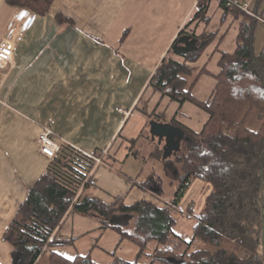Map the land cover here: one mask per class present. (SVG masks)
<instances>
[{
  "label": "crops",
  "instance_id": "obj_1",
  "mask_svg": "<svg viewBox=\"0 0 264 264\" xmlns=\"http://www.w3.org/2000/svg\"><path fill=\"white\" fill-rule=\"evenodd\" d=\"M234 1L249 4L254 14L241 10L255 19L259 53L264 47V0ZM197 2L53 0L51 11L38 16L21 35L13 63L0 72V264H14V248L5 240L6 231L29 190L52 164L40 152L39 137L46 127L59 143L88 154L102 151L112 156L109 165L98 164L93 172L95 196L106 203L122 198L127 206L155 200L137 183L146 175V165L130 154L131 141L149 131L152 114L172 121L168 110L176 106L155 92L151 82L160 63L170 58L169 50ZM20 10L0 0V42L17 30ZM59 15L70 21L60 23ZM210 16L203 32L212 34L213 40L198 62L190 64L198 72L208 71L193 91L201 102L213 96L224 54L237 51L245 19L225 14L218 1L212 3ZM193 105L208 118L200 129L191 117L181 123L199 133L210 115ZM179 106L192 109L190 102ZM118 164L122 165L117 169ZM203 184L210 193L211 187ZM191 203L196 204L193 198ZM56 237L67 243L46 249V255L51 251L69 260L90 255L98 264H113L115 258L134 262L140 252L136 244L105 228L95 216L69 213Z\"/></svg>",
  "mask_w": 264,
  "mask_h": 264
},
{
  "label": "trees",
  "instance_id": "obj_2",
  "mask_svg": "<svg viewBox=\"0 0 264 264\" xmlns=\"http://www.w3.org/2000/svg\"><path fill=\"white\" fill-rule=\"evenodd\" d=\"M214 1L219 2L225 14L244 15L245 19L237 51L233 55L224 54L213 96L208 102H201L193 91L208 71L204 68L198 72L190 64L199 60L213 40V35L203 30L211 21L210 8ZM7 3L29 9L38 17L51 11L53 0H7ZM58 21L64 23L70 19L59 15ZM255 29V19L229 6L228 0H198L193 15L169 50L170 58L160 63L151 86L181 106L188 102L196 104L210 118L199 133L173 120L171 123L184 131V138L180 149L166 159V143H159L151 134L152 123L167 124L163 114L151 115L148 137L145 131L131 141L130 154L146 165V175L137 183L155 200L142 199L131 206L125 205L122 198L106 203L92 192L93 172L97 160L105 166L112 156L102 151L88 154L60 142L58 157L29 190L6 231L5 240L14 248L15 263L98 264L90 255L73 260L51 251L46 255V249L67 243L58 240L56 233L69 213L99 217L105 228L117 231L122 239L140 248L134 262L115 258L113 264L254 261L260 248L258 239L263 240L261 233H264V47L257 53ZM182 39L195 43L196 48L178 54L175 48L185 46L180 42ZM197 180L208 184L211 191L198 211L196 204L191 203L183 212L180 203ZM167 184L173 187L168 202L165 201ZM114 217H127V220L111 223ZM180 218L189 221L186 232L178 231ZM226 241L228 244L235 241L237 249L250 253L251 258L242 261L231 256L227 244L220 253L210 254V247L222 246Z\"/></svg>",
  "mask_w": 264,
  "mask_h": 264
},
{
  "label": "rangeland",
  "instance_id": "obj_3",
  "mask_svg": "<svg viewBox=\"0 0 264 264\" xmlns=\"http://www.w3.org/2000/svg\"><path fill=\"white\" fill-rule=\"evenodd\" d=\"M196 62H198V61H196ZM196 62H194V63H196ZM166 99L167 98H160V101H164ZM172 104L176 106V110L175 109L168 110V108H166V111L168 110V117L170 119H172L171 122H173V120H176L178 123H181V120H189V117H191V119H192L191 121H194L196 123L195 127L197 129H200L202 127L204 121H206V119L208 118V115H202V114L198 113L197 112V108L193 107L195 105H193L191 103H190V106L192 108L191 110H188V107H184V108L183 107H180L179 106L180 104L177 103V102H173L172 101ZM186 104H188V103H186ZM180 110H181V112L179 114V111ZM202 112L204 114L207 113L205 110H203ZM191 121H189V123ZM171 122H168V124H172ZM181 125H184V124L181 123ZM185 127H187V126H185ZM148 134H149V132L147 131L145 133V136L148 137ZM182 150H183V147H182ZM121 165L122 164H118L117 165V169L120 168ZM203 183L204 182H202L200 180H197L195 183H193V185L191 186L190 190L188 191V193L186 194V196L182 199V201L180 203V209L182 211H187L188 206H189L192 198L195 200V202L197 204V211L204 206L205 201H206V194L208 192V188H206ZM172 191H173V187L167 184L166 187H165V198L168 199V197L172 196V194H173ZM210 191H211V189H210ZM263 221H264V217H263ZM188 222L189 221L187 219L180 218V222H179L180 226H178V231L186 232L185 231V227L188 229L189 225H187V226H185V225ZM257 236H259V234ZM261 237H263V240L261 238L258 239V240H260V242H259L260 248L258 246V248H259L258 249V252L260 253V256L261 257L262 256L264 257V233H261ZM227 242L228 241H226L225 243H223L222 246H219V247H214V246L210 247V250H211L210 251V254H212L214 256L216 253H218V252L220 253L221 250H222L221 248H224L225 247V244H227V246H229L231 248V250L228 249L229 252H230L229 254L231 256H234L237 259L240 258L242 261H248V259L251 258L250 253L246 252L245 250H239V249H237V246H236L237 243H235V241L234 242L233 241H229L230 244H228ZM233 245L235 246L236 249L233 247ZM13 261H14V264H16L15 263L14 256H13Z\"/></svg>",
  "mask_w": 264,
  "mask_h": 264
},
{
  "label": "built area",
  "instance_id": "obj_4",
  "mask_svg": "<svg viewBox=\"0 0 264 264\" xmlns=\"http://www.w3.org/2000/svg\"><path fill=\"white\" fill-rule=\"evenodd\" d=\"M228 5L238 8L252 16L254 14L249 10V4H239L234 0H228ZM37 16L29 9H22L16 16L17 30L7 34L6 38L0 42V72L5 71L13 63L16 46L21 39V35L28 31L36 22ZM124 112V110H120ZM125 113V112H124ZM40 152L49 160L58 157L60 149L59 142L56 141L53 131L46 127L39 137ZM101 164V160H97ZM48 253V252H47Z\"/></svg>",
  "mask_w": 264,
  "mask_h": 264
},
{
  "label": "water",
  "instance_id": "obj_5",
  "mask_svg": "<svg viewBox=\"0 0 264 264\" xmlns=\"http://www.w3.org/2000/svg\"><path fill=\"white\" fill-rule=\"evenodd\" d=\"M180 42H182L185 46L179 47L178 49L175 48L178 54H185L196 48L195 43H191L188 39H182ZM151 133L154 139L159 138V143H162L165 140V159L168 158L174 150L180 149L181 139L184 138V131L181 128H177L174 125L168 123H152ZM126 220L127 217H114L111 220V223L122 222Z\"/></svg>",
  "mask_w": 264,
  "mask_h": 264
},
{
  "label": "flooded vegetation",
  "instance_id": "obj_6",
  "mask_svg": "<svg viewBox=\"0 0 264 264\" xmlns=\"http://www.w3.org/2000/svg\"><path fill=\"white\" fill-rule=\"evenodd\" d=\"M262 198L264 201V191L262 192ZM227 264H238V263L234 260H229ZM249 264H264V257L263 256L261 257L260 253L257 252L254 261H253V259H251L249 261Z\"/></svg>",
  "mask_w": 264,
  "mask_h": 264
}]
</instances>
